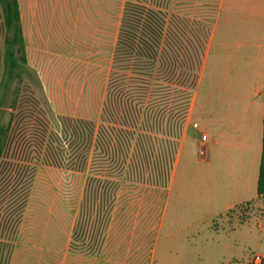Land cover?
<instances>
[{"label": "rangeland", "instance_id": "obj_1", "mask_svg": "<svg viewBox=\"0 0 264 264\" xmlns=\"http://www.w3.org/2000/svg\"><path fill=\"white\" fill-rule=\"evenodd\" d=\"M126 1L20 0L29 72L13 83L0 119V126L10 125L0 163V264H241L261 253L252 240L244 243L245 231L235 233L223 221L255 227L264 201L243 204L223 219L216 215L223 205L215 172L193 155L192 130L200 121L190 111L174 162H161L158 148L149 164L131 163L132 174L112 180L110 213L101 206L86 225L84 243L74 242L81 203L83 218L89 216V165L67 169V119L98 125ZM208 1L159 3L202 41ZM4 37L1 21L2 71ZM166 120L163 133L152 137L168 141Z\"/></svg>", "mask_w": 264, "mask_h": 264}, {"label": "trees", "instance_id": "obj_2", "mask_svg": "<svg viewBox=\"0 0 264 264\" xmlns=\"http://www.w3.org/2000/svg\"><path fill=\"white\" fill-rule=\"evenodd\" d=\"M0 8L7 33L0 83L1 119L13 83L22 81L29 69L19 0H0ZM186 29L180 17L164 12L159 0L124 3L99 123L67 119V169L80 170L83 161L89 165L85 190L89 216L83 218L86 205L81 203L74 242L84 243L86 225L101 206L107 205L110 213L115 204L112 180L132 174L131 163L135 161L137 167L149 164L158 148L161 162H174L208 44V37L201 41L188 36ZM16 103L13 99L8 107L14 110ZM165 119L168 141L152 137V133H163ZM9 128L0 126V163ZM103 174H107L104 183ZM257 193L264 201V129ZM67 224L70 228L68 214Z\"/></svg>", "mask_w": 264, "mask_h": 264}, {"label": "crops", "instance_id": "obj_3", "mask_svg": "<svg viewBox=\"0 0 264 264\" xmlns=\"http://www.w3.org/2000/svg\"><path fill=\"white\" fill-rule=\"evenodd\" d=\"M19 5L22 20L20 0ZM205 5L210 10L209 40L189 110L190 118L200 121L192 130L195 139L191 146L193 155L215 172L217 196L223 205L216 215L223 219L233 209L259 200L264 129V0H211ZM6 37L5 30L4 45ZM2 74L0 69V83ZM257 220L255 227H246L248 221L223 223L235 233L245 231L240 234L244 243L252 240L258 252L264 253V215Z\"/></svg>", "mask_w": 264, "mask_h": 264}, {"label": "built area", "instance_id": "obj_4", "mask_svg": "<svg viewBox=\"0 0 264 264\" xmlns=\"http://www.w3.org/2000/svg\"><path fill=\"white\" fill-rule=\"evenodd\" d=\"M241 264H264V253H255L247 262Z\"/></svg>", "mask_w": 264, "mask_h": 264}]
</instances>
